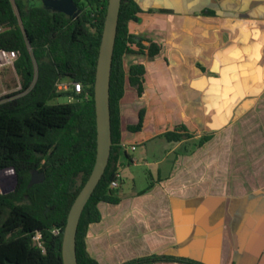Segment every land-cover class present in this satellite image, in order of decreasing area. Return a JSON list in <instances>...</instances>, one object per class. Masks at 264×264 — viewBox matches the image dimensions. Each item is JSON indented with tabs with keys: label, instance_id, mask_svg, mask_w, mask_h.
<instances>
[{
	"label": "crops",
	"instance_id": "0c3cea01",
	"mask_svg": "<svg viewBox=\"0 0 264 264\" xmlns=\"http://www.w3.org/2000/svg\"><path fill=\"white\" fill-rule=\"evenodd\" d=\"M135 1L132 31L161 51L128 63L146 74L119 104L120 201L99 203L86 252L99 264H264V81L240 71L236 91L224 83L237 50L248 61L258 49L247 71L264 70V0Z\"/></svg>",
	"mask_w": 264,
	"mask_h": 264
},
{
	"label": "trees",
	"instance_id": "16d2710c",
	"mask_svg": "<svg viewBox=\"0 0 264 264\" xmlns=\"http://www.w3.org/2000/svg\"><path fill=\"white\" fill-rule=\"evenodd\" d=\"M71 1L77 17L43 4L28 7L25 0H0V49L17 53L14 69L21 86L0 101V172L14 169L16 175L15 188L0 192V264H64L68 215L95 165L94 86L108 0ZM141 13L135 0H122L110 86L113 146L105 174L80 220L78 264H99L86 252V230L101 220L99 203L120 201L117 190L110 189L121 168L119 104L127 84L142 92L146 74L143 63L127 65L126 58L151 59L161 51L157 42L132 31L131 24ZM65 80L81 84L82 92L59 90ZM61 97L71 101L50 104ZM34 173L44 178L31 184ZM168 258L151 256L126 264H154Z\"/></svg>",
	"mask_w": 264,
	"mask_h": 264
},
{
	"label": "water",
	"instance_id": "95a60500",
	"mask_svg": "<svg viewBox=\"0 0 264 264\" xmlns=\"http://www.w3.org/2000/svg\"><path fill=\"white\" fill-rule=\"evenodd\" d=\"M43 3L46 7L54 8L68 15L75 13V7L71 0H43ZM121 5L122 0H108L107 15L100 44L94 86L97 128L96 161L88 181L77 196L68 215L62 242L64 264H78L77 232L80 220L88 201L105 174L111 156L113 141L110 86ZM76 16L77 14H75ZM43 178L44 174L34 173L31 184H35ZM1 193L7 194L8 192Z\"/></svg>",
	"mask_w": 264,
	"mask_h": 264
},
{
	"label": "rangeland",
	"instance_id": "374dc122",
	"mask_svg": "<svg viewBox=\"0 0 264 264\" xmlns=\"http://www.w3.org/2000/svg\"><path fill=\"white\" fill-rule=\"evenodd\" d=\"M25 2H27V0H25ZM28 5V7H33L36 5H41L42 4V0H37V3L35 2H28L26 3ZM133 60V57H129L128 59H126L127 65L129 62H131ZM63 84V83H62ZM65 85H69V81L65 80L64 81ZM20 78L18 77V75L15 72V69L13 68H8L4 71V78H3V87L2 89L5 90L6 92L12 94L14 92L19 91L20 89ZM71 100L67 97H61V98H57L53 101L50 102V104H62V103H68ZM140 170V174H145L146 171H150V169L146 166H141L139 168ZM152 173L154 174V176L156 177V173L155 171H153L152 169ZM144 181L143 177L138 179V184L142 185L141 182ZM145 183V182H144ZM16 185V175L13 176H9L6 177V175H4V173L0 174V192H9L11 190H13L15 188Z\"/></svg>",
	"mask_w": 264,
	"mask_h": 264
},
{
	"label": "built area",
	"instance_id": "2783aa9c",
	"mask_svg": "<svg viewBox=\"0 0 264 264\" xmlns=\"http://www.w3.org/2000/svg\"><path fill=\"white\" fill-rule=\"evenodd\" d=\"M17 56L18 55H17V53L15 51H7V50H4V49H0V101H2V99L4 97L10 95V93H8V92H6L5 90L2 89L4 71L6 69H8V68H13L14 69V64H15V61L17 59ZM20 88H21V86H20ZM58 88H59V90H68L69 88H72V89H74V91L76 93H81L82 92V86L79 83L72 84V85H65V84L61 83V84H59ZM121 148L124 151H129V150L134 151L136 149V146L135 145L123 144L121 146ZM1 173H4V175H6V177L15 175L14 169H7V170H5L3 172H0V174ZM121 178H122L121 173H117L115 179L112 180V182L110 183V189H112V190L119 189ZM54 233L58 234L59 230L58 229L54 230ZM40 237H41L40 234H38L35 237V240L38 241L40 239Z\"/></svg>",
	"mask_w": 264,
	"mask_h": 264
},
{
	"label": "snow or ice",
	"instance_id": "6c2138e0",
	"mask_svg": "<svg viewBox=\"0 0 264 264\" xmlns=\"http://www.w3.org/2000/svg\"><path fill=\"white\" fill-rule=\"evenodd\" d=\"M247 51V50H246ZM231 60L228 61L229 67L225 70V75L227 79L224 83L229 85L230 91L234 92L240 85V76L239 72L243 71L245 76V83H251V79L255 78L257 75L260 77L262 81H264V70H258L256 73L249 74L247 71L248 67L251 65V60L256 59L259 60V50H256V53L253 54L252 52H248V61H244L243 56L240 54L239 50L235 53L230 54ZM234 61H240V66L237 67ZM213 83H216L213 81Z\"/></svg>",
	"mask_w": 264,
	"mask_h": 264
},
{
	"label": "flooded vegetation",
	"instance_id": "af4514ba",
	"mask_svg": "<svg viewBox=\"0 0 264 264\" xmlns=\"http://www.w3.org/2000/svg\"><path fill=\"white\" fill-rule=\"evenodd\" d=\"M28 2H36L37 3V0H27V2L26 3H28ZM42 4L44 5V3H43V0H42ZM45 6V5H44ZM46 7V6H45ZM46 8H48V9H53V10H55L54 8H51V7H46ZM55 11H57V10H55ZM57 12H59V11H57ZM75 14H77L76 12L73 14L74 15V17H75ZM77 16H78V14H77ZM76 16V17H77Z\"/></svg>",
	"mask_w": 264,
	"mask_h": 264
}]
</instances>
